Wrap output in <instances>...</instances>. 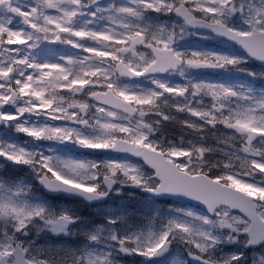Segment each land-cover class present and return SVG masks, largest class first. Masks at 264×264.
<instances>
[{"label":"snow or ice","instance_id":"obj_1","mask_svg":"<svg viewBox=\"0 0 264 264\" xmlns=\"http://www.w3.org/2000/svg\"><path fill=\"white\" fill-rule=\"evenodd\" d=\"M129 257L264 264V0H0V264Z\"/></svg>","mask_w":264,"mask_h":264}]
</instances>
